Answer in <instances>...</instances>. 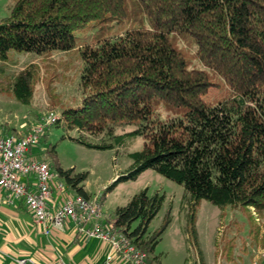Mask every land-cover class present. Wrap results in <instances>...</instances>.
I'll return each instance as SVG.
<instances>
[{
    "label": "trees",
    "instance_id": "trees-1",
    "mask_svg": "<svg viewBox=\"0 0 264 264\" xmlns=\"http://www.w3.org/2000/svg\"><path fill=\"white\" fill-rule=\"evenodd\" d=\"M91 25L95 45L77 44L75 32ZM179 39L195 47L192 55ZM9 50L80 51L83 96L61 113L69 126L94 133L109 122L139 124L142 146L97 195L100 203L118 182L153 169L183 186L191 218L200 199L264 213V0H13L0 19V91L29 104L38 67L7 74ZM190 55L201 67L191 66ZM160 103L171 111L165 120L155 114ZM84 179L70 180L87 198ZM162 199L142 190L109 218L147 259L170 223L167 212L147 233Z\"/></svg>",
    "mask_w": 264,
    "mask_h": 264
},
{
    "label": "rangeland",
    "instance_id": "rangeland-1",
    "mask_svg": "<svg viewBox=\"0 0 264 264\" xmlns=\"http://www.w3.org/2000/svg\"><path fill=\"white\" fill-rule=\"evenodd\" d=\"M12 4L13 0H0V16H8ZM95 30L96 27L91 25L75 32L76 43L95 45L92 40ZM179 45L191 55L195 51L194 46L185 45L183 40L179 39ZM191 55L188 57L192 60L191 66L201 67ZM31 63L38 67L39 78L30 103L23 104L6 91H0L1 108L10 119L15 114L27 115L31 123H40L42 117L50 113L61 118L58 123L44 128L38 142L30 148V155L47 162L55 181L63 184V190L55 196L77 194L71 180L80 174H85V179L79 186L85 184L92 195H98L131 167L133 161L129 153L142 146V136L134 132L139 124L109 122L103 131L94 133L80 132L69 126L61 113L67 107L76 106L83 96L81 75L84 62L80 51L51 50L38 54L9 50L5 70L7 74L17 73ZM155 110L156 117L161 120L171 115L163 103L156 105ZM117 136H122L118 144L115 142ZM81 137L93 144L105 140L113 147H88L78 142ZM142 190L148 195L157 193L163 197L160 209L148 224V234L161 225L167 212L170 216V223L157 239L146 264H203V261L204 264H258L255 258L258 251L264 250L263 212L243 205L219 207L200 199L193 205L191 218L186 203L182 208L183 186L153 169H146L135 179L118 182L107 192L103 203L104 216L111 219L118 207L125 206ZM137 225L138 221L132 222L130 232Z\"/></svg>",
    "mask_w": 264,
    "mask_h": 264
},
{
    "label": "built area",
    "instance_id": "built-area-1",
    "mask_svg": "<svg viewBox=\"0 0 264 264\" xmlns=\"http://www.w3.org/2000/svg\"><path fill=\"white\" fill-rule=\"evenodd\" d=\"M57 120L58 116L50 113L25 135L0 137V187L8 192L10 202L18 200L24 203L45 234L51 229L61 230L66 223H71L84 238H95L107 244L109 248L103 264H146V252L137 248L119 227L111 225L104 216L103 205L97 195L86 198L78 193L73 196L66 194L57 207L49 206L53 195L63 190V184L55 181L47 162L29 157L28 151L38 142L44 128ZM21 176H33V185L28 186L20 179ZM14 264L66 263L61 259L38 263L30 257H18Z\"/></svg>",
    "mask_w": 264,
    "mask_h": 264
},
{
    "label": "crops",
    "instance_id": "crops-1",
    "mask_svg": "<svg viewBox=\"0 0 264 264\" xmlns=\"http://www.w3.org/2000/svg\"><path fill=\"white\" fill-rule=\"evenodd\" d=\"M34 124L27 115L20 117L15 114L10 119L0 106V137H20L29 133ZM30 152L31 149L28 151L29 157ZM20 179L30 186L34 183L33 176H21ZM83 187L90 196H94L85 184ZM8 195L0 187V264H14V259L18 257H30L38 263L61 259L66 264H103L109 248L107 244L95 238H84L71 223H66L61 230L51 229L45 234L43 227L35 222L24 203L18 200L10 202ZM62 197L53 195L49 206L57 207ZM262 251H258L255 258L258 264H264Z\"/></svg>",
    "mask_w": 264,
    "mask_h": 264
}]
</instances>
